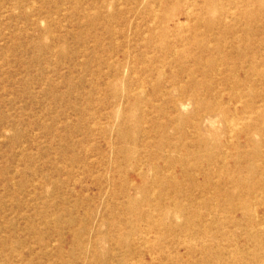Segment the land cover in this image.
Wrapping results in <instances>:
<instances>
[{"label": "rangeland", "instance_id": "rangeland-1", "mask_svg": "<svg viewBox=\"0 0 264 264\" xmlns=\"http://www.w3.org/2000/svg\"><path fill=\"white\" fill-rule=\"evenodd\" d=\"M258 4L0 0V264H264Z\"/></svg>", "mask_w": 264, "mask_h": 264}, {"label": "bare ground", "instance_id": "bare-ground-1", "mask_svg": "<svg viewBox=\"0 0 264 264\" xmlns=\"http://www.w3.org/2000/svg\"><path fill=\"white\" fill-rule=\"evenodd\" d=\"M258 3H259L258 4L259 5V10L255 14V19L257 20V23H261L262 22V18L264 17V0H258ZM209 26H214V24H211ZM210 28H213V27H210ZM259 31H260L259 32L260 33V37L258 39L259 40L258 42H259V44L261 46H263L264 45V26H260L259 27ZM261 35H263V37H261ZM218 47H219V45L217 47H214L213 50H218L219 49ZM262 55H263V57H262V59L259 60V64L261 66H264V54L262 53ZM244 56L245 55H242V54L240 56V59H241V57H243V59H244L241 62L242 66H240V72H241V75H242V79H241V82L240 81H236V83L237 84H242V85H248L250 83L249 80H251L253 75H258V76H264V75H262V73L260 74V71H258V73H255V71L257 72V70H256L257 66H256V64H254V62L256 61V59H258L256 54L253 55L255 60L252 59L251 61L249 60V58H250L249 56L246 55L245 58H244ZM201 60H202V57H199V58L196 59L195 63L199 66ZM224 60H226V59H224ZM226 63H228V61H226ZM263 130H264V128H263ZM232 159H233V161H235V157H232Z\"/></svg>", "mask_w": 264, "mask_h": 264}]
</instances>
